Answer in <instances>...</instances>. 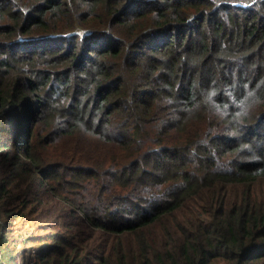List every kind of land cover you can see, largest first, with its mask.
<instances>
[{
  "label": "trees",
  "instance_id": "1",
  "mask_svg": "<svg viewBox=\"0 0 264 264\" xmlns=\"http://www.w3.org/2000/svg\"><path fill=\"white\" fill-rule=\"evenodd\" d=\"M0 170V264H264V0H0Z\"/></svg>",
  "mask_w": 264,
  "mask_h": 264
},
{
  "label": "rangeland",
  "instance_id": "2",
  "mask_svg": "<svg viewBox=\"0 0 264 264\" xmlns=\"http://www.w3.org/2000/svg\"><path fill=\"white\" fill-rule=\"evenodd\" d=\"M2 176H4L3 172L0 170V179L2 178ZM4 219L2 218V216H0V226L3 224ZM20 227L25 228V236L31 235L32 231H36V229H34V227L31 225L30 222H25V224H21L20 222H13V228L14 229H20ZM35 251V250H34ZM33 250L29 252H22L20 254L19 260L20 262H22L23 264H25L26 262H32L35 256V253Z\"/></svg>",
  "mask_w": 264,
  "mask_h": 264
}]
</instances>
